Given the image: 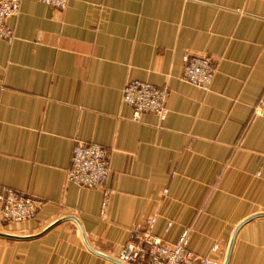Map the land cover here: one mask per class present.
<instances>
[{
    "label": "crops",
    "instance_id": "0c3cea01",
    "mask_svg": "<svg viewBox=\"0 0 264 264\" xmlns=\"http://www.w3.org/2000/svg\"><path fill=\"white\" fill-rule=\"evenodd\" d=\"M0 38V190L46 201L23 223L0 219V264H109L135 225L223 264L246 218L264 213V0H22ZM185 53L216 64L211 90L185 82ZM168 87V113L132 119L129 80ZM109 152L104 188L66 181L74 143ZM164 190H168L167 195ZM172 226L168 229V224ZM229 264H264V215L237 232Z\"/></svg>",
    "mask_w": 264,
    "mask_h": 264
},
{
    "label": "built area",
    "instance_id": "2783aa9c",
    "mask_svg": "<svg viewBox=\"0 0 264 264\" xmlns=\"http://www.w3.org/2000/svg\"><path fill=\"white\" fill-rule=\"evenodd\" d=\"M63 11L69 0H39ZM22 0H0V38L12 43L15 39L9 19L16 17L21 10ZM217 68L208 56L185 53L183 56L182 79L201 88L211 90ZM168 87H159L139 79L129 80L122 92V101L133 109L132 119L140 121L143 114L153 113L164 120L168 113ZM254 116L264 117V92L253 108ZM111 174V162L106 148L77 140L73 145L71 164L66 171V181L85 188H104L102 215L107 213L109 197L114 190L107 188ZM167 195L168 190L163 191ZM46 205L42 198L21 193L10 188L0 190V218L7 223H23L34 219ZM158 214L147 217L143 223L135 225L128 242L114 257L124 264H211L207 256H199L189 250L192 228L183 229L179 238L167 242L154 232ZM172 222L168 224V229ZM219 244L212 248L218 252ZM109 264H117L109 262Z\"/></svg>",
    "mask_w": 264,
    "mask_h": 264
},
{
    "label": "water",
    "instance_id": "95a60500",
    "mask_svg": "<svg viewBox=\"0 0 264 264\" xmlns=\"http://www.w3.org/2000/svg\"><path fill=\"white\" fill-rule=\"evenodd\" d=\"M261 215H264V213H260V214H256V215H253V216H250L248 218H246L245 220H243L238 226L237 228L235 229V231L233 232V235L231 237V240H230V243L228 245V248H227V252H226V256H225V259H224V262L223 264H229V261H230V257H231V253H232V249H233V245H234V242H235V239H236V235H237V232L239 231V229L244 225L246 224L247 222H249L250 220L258 217V216H261ZM82 234H83V238H84V241H85V244L86 246L94 253H97L107 259H109L110 262H114V263H117V264H124L122 262H119L116 258H113V257H110V256H107L97 250H95L88 242L87 238H86V235L84 233V231L82 230ZM0 236H4V237H7V238H16L15 236H12V235H8V234H5V233H1L0 232Z\"/></svg>",
    "mask_w": 264,
    "mask_h": 264
},
{
    "label": "rangeland",
    "instance_id": "374dc122",
    "mask_svg": "<svg viewBox=\"0 0 264 264\" xmlns=\"http://www.w3.org/2000/svg\"><path fill=\"white\" fill-rule=\"evenodd\" d=\"M0 219H1V218H0ZM2 222L5 223V221H3V220H2ZM6 223H7V222H6ZM8 224H13V223H8ZM215 244H219V246L221 245L220 242L216 241V243L213 244L212 248L214 247ZM212 248H211V251H212ZM227 248H228V247H226V250L222 252V249H221V246H220V249H219V251L221 250L220 257H221V255H225V256H226ZM219 251H218V252H219ZM218 252H213V251H212V253H218ZM114 258H115V257H114Z\"/></svg>",
    "mask_w": 264,
    "mask_h": 264
}]
</instances>
